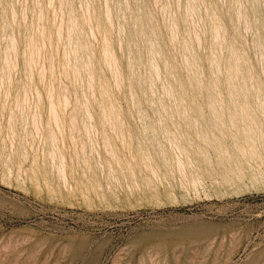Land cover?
Here are the masks:
<instances>
[{
    "label": "rangeland",
    "instance_id": "obj_1",
    "mask_svg": "<svg viewBox=\"0 0 264 264\" xmlns=\"http://www.w3.org/2000/svg\"><path fill=\"white\" fill-rule=\"evenodd\" d=\"M0 264H264V0H0Z\"/></svg>",
    "mask_w": 264,
    "mask_h": 264
},
{
    "label": "bare ground",
    "instance_id": "obj_2",
    "mask_svg": "<svg viewBox=\"0 0 264 264\" xmlns=\"http://www.w3.org/2000/svg\"><path fill=\"white\" fill-rule=\"evenodd\" d=\"M157 1V0H156ZM190 3H191V0H190ZM192 5V4H191ZM188 6V5H187ZM192 7V6H191ZM194 7V6H193ZM196 7H197V5H196ZM165 11V10H164ZM187 12V11H186ZM109 14H110V12H109ZM189 15V14H188ZM63 18H61V20H62ZM168 21V20H167ZM60 26V25H59ZM177 29V28H176ZM171 30V29H170ZM173 31V30H172ZM40 32H41V34H43L42 33V31L40 30ZM40 34V35H41ZM169 34H170V32H169ZM173 35V34H172ZM41 37H43L42 35H41ZM175 38V37H174ZM42 39V38H41ZM177 39V38H176ZM105 40V39H104ZM69 41V40H68ZM67 41V42H68ZM175 41V40H174ZM41 42H42V40H41ZM256 42H257V40H256ZM105 43V42H104ZM11 44H12V42H11ZM43 43H41V45H42ZM68 44V43H67ZM70 44V43H69ZM37 46V45H36ZM69 46V45H68ZM256 46V45H255ZM262 46V45H261ZM11 47H12V45H11ZM34 47V46H33ZM256 47H258V46H256ZM14 48V47H13ZM258 48H260V47H258ZM40 49V48H39ZM70 50H71V48H70ZM80 51V50H79ZM108 51V50H107ZM11 52V51H10ZM39 52V51H38ZM37 52V53H38ZM82 52V51H81ZM36 53V52H35ZM80 53V52H79ZM72 54V53H71ZM110 56H111V54H110ZM106 57V56H105ZM73 58V57H72ZM76 58V57H75ZM111 58V57H110ZM108 60V59H107ZM112 60V59H111ZM68 62V61H67ZM107 63V62H106ZM152 63H153V61H152ZM113 65V64H112ZM117 65V64H116ZM90 66V65H89ZM112 67V66H111ZM90 70H91V68H90ZM41 72V71H40ZM92 72V71H91ZM113 72H114V70H113ZM117 73H118V71H117ZM88 75V74H87ZM114 75H115V73H114ZM230 75H231V73H230ZM87 79V78H86ZM89 80H90V78H89ZM116 80V79H115ZM86 83H88L87 82V80H86ZM118 83V82H117ZM89 87V86H88ZM65 89V88H64ZM169 89V88H168ZM167 91V90H166ZM167 94H169V93H167ZM49 97H51V95H49ZM52 98V97H51ZM51 98H50V100H51ZM63 99V98H62ZM63 102V101H62ZM64 103V102H63ZM50 104V103H49ZM55 105V104H54ZM53 108V107H52ZM54 110V109H53ZM55 111V110H54ZM54 111H53V113H54ZM56 114H57V112H56ZM34 116V115H33ZM52 116H54V117H56V115H53L52 114ZM59 117V116H58ZM35 118V117H34ZM53 118V117H52ZM58 120H59V118H58ZM56 121V120H55ZM35 122V121H34ZM52 122H54V121H52ZM91 128V127H90ZM91 130V129H90ZM49 139V138H48Z\"/></svg>",
    "mask_w": 264,
    "mask_h": 264
}]
</instances>
